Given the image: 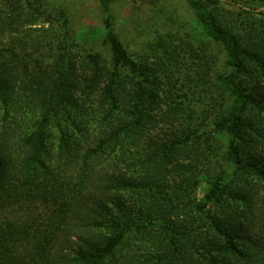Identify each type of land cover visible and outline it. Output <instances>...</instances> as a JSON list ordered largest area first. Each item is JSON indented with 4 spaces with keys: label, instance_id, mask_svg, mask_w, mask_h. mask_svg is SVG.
<instances>
[{
    "label": "trees",
    "instance_id": "obj_1",
    "mask_svg": "<svg viewBox=\"0 0 264 264\" xmlns=\"http://www.w3.org/2000/svg\"><path fill=\"white\" fill-rule=\"evenodd\" d=\"M100 1L109 59L65 8L0 0L1 35L48 26L33 54L0 48V264H264V0H184L226 56L195 72L221 98L200 123L182 50L135 56Z\"/></svg>",
    "mask_w": 264,
    "mask_h": 264
},
{
    "label": "rangeland",
    "instance_id": "obj_2",
    "mask_svg": "<svg viewBox=\"0 0 264 264\" xmlns=\"http://www.w3.org/2000/svg\"><path fill=\"white\" fill-rule=\"evenodd\" d=\"M229 1L237 4L236 7L243 2V0L223 2ZM40 2L44 9L61 7L66 9L72 34L82 53L93 51L101 53L107 59L110 58L109 48L103 44L105 15L100 0H40ZM108 2L114 16L116 32L135 56L143 57L150 54L152 47L160 41L165 43L173 41L182 50V56L185 57L183 61L187 66L181 65L182 71L176 74V78L181 79L180 86L189 95L186 105L189 104L196 112L198 123L203 122L206 118L204 109L207 102H212L214 88L210 83L211 89L208 90H211V93L208 90L204 92L201 83L196 80L195 72L201 63L207 62L213 69L224 70L226 56L223 48L208 42L184 0H108ZM222 9L234 15L240 12L238 8L228 6H222ZM6 13L4 5H0V22L5 19ZM47 27L32 26L23 30V35L0 34V48L11 47L16 38L17 48L27 45V51L33 54L36 41H41V31ZM215 95L214 97L221 100L218 93ZM210 122L211 119L206 123ZM203 128H206L207 132L212 131L210 126ZM202 195L203 186L199 189V197ZM34 211L36 215L47 216L45 213ZM21 215L25 217L27 214L18 207L8 210L3 216L14 219Z\"/></svg>",
    "mask_w": 264,
    "mask_h": 264
},
{
    "label": "water",
    "instance_id": "obj_3",
    "mask_svg": "<svg viewBox=\"0 0 264 264\" xmlns=\"http://www.w3.org/2000/svg\"><path fill=\"white\" fill-rule=\"evenodd\" d=\"M222 1H226V0H222ZM239 6H243L242 4H239ZM246 10H249V11H254V12H257V13H260V12H264V7L262 8H259V9H250V8H245Z\"/></svg>",
    "mask_w": 264,
    "mask_h": 264
}]
</instances>
